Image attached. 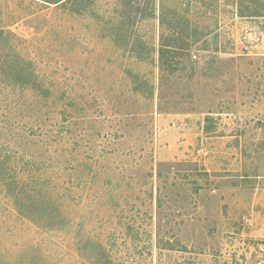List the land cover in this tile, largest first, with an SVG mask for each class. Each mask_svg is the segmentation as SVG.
Returning <instances> with one entry per match:
<instances>
[{
	"label": "rangeland",
	"instance_id": "1",
	"mask_svg": "<svg viewBox=\"0 0 264 264\" xmlns=\"http://www.w3.org/2000/svg\"><path fill=\"white\" fill-rule=\"evenodd\" d=\"M252 1L0 0V264H264Z\"/></svg>",
	"mask_w": 264,
	"mask_h": 264
},
{
	"label": "trees",
	"instance_id": "2",
	"mask_svg": "<svg viewBox=\"0 0 264 264\" xmlns=\"http://www.w3.org/2000/svg\"><path fill=\"white\" fill-rule=\"evenodd\" d=\"M40 1H42L44 3H47V4L62 5L64 3L75 2L77 0H40ZM253 4H254V1L251 0L250 1V4L248 3V6L242 7L241 0H236V5L238 7L236 14L239 17H244V16H247V17H256L257 16L256 14H258V13H256L257 11L253 9V7H252ZM243 10L248 11V15H244ZM159 19L161 20V15L158 16V20ZM6 34H8V33L4 29H0V36L6 35ZM176 50H178L179 52H182L183 53L182 55L184 56V54L186 55L187 52H188V45L187 46L186 45H183V47H179ZM27 65H29V64L27 63ZM16 76H19V78L22 79L24 77L23 70L22 69L17 70L16 71ZM18 82H21V80H19ZM1 164L4 165L5 167H7V164H6L5 161L4 162H1ZM13 167H17L18 168V164L14 165ZM22 167H23V165H22ZM10 169H12V168H10ZM9 180H10L9 182H14V178H10ZM23 182H24L23 185L26 184L25 181H23ZM20 185H22V184H20ZM23 185L21 187H23ZM22 191H25V190H22Z\"/></svg>",
	"mask_w": 264,
	"mask_h": 264
}]
</instances>
